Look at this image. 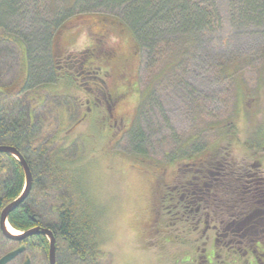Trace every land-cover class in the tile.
<instances>
[{
  "label": "rangeland",
  "instance_id": "obj_1",
  "mask_svg": "<svg viewBox=\"0 0 264 264\" xmlns=\"http://www.w3.org/2000/svg\"><path fill=\"white\" fill-rule=\"evenodd\" d=\"M27 1V8L1 19L27 44L36 73L29 94L39 139L52 141L54 151L74 155L70 167L81 176L93 204L100 249L106 255L98 264H256L249 256L222 249L227 238L220 235L221 218L214 215L209 194L195 210L180 207L178 211L170 203V193L176 182L188 181L184 172L189 165L205 161L210 152L226 154L228 162L264 176V18L257 16L260 1L201 0L209 7L214 5L215 22L180 50L181 59L172 65L169 61L183 40L176 33L165 39L168 53L150 60L120 9L78 12L53 33L54 27L45 21L52 19L55 9L51 0ZM103 19L122 22L116 29L124 35L121 54L129 55L133 46L138 54L136 85L117 105L116 126L104 120L99 107L98 112L87 110L91 105L87 100L93 99L88 89L92 82L78 64L70 62L66 71H58L55 64L61 56L80 58L83 54L88 60L83 70H92L87 63L96 61L91 52L100 54L96 38ZM112 38L116 43L117 38ZM21 45L20 56L13 46L0 45L1 84L20 79L26 72L27 56ZM231 64L235 74L224 75L223 68ZM39 97L45 100L41 105ZM134 132L139 133L140 143L130 137ZM190 154L193 158L185 157ZM3 244L2 253L15 247ZM25 256L30 261L44 259L24 251L8 264H22Z\"/></svg>",
  "mask_w": 264,
  "mask_h": 264
},
{
  "label": "trees",
  "instance_id": "obj_2",
  "mask_svg": "<svg viewBox=\"0 0 264 264\" xmlns=\"http://www.w3.org/2000/svg\"><path fill=\"white\" fill-rule=\"evenodd\" d=\"M60 1L62 3L59 5ZM258 1L261 6L260 15L258 13L257 16L264 18V0ZM51 2L55 8L52 19L50 17L45 21L46 25L54 27L53 33L61 30L65 22L78 12L97 8L120 9L122 19L130 28L136 43L144 49L150 60L168 53L169 47L164 45L165 39L167 35L176 33L183 40L172 56L174 59L169 61L170 65L181 59L183 51L180 50L197 41L204 29L211 28L216 15L211 9L214 5L210 4L209 7L201 0ZM82 3L90 4L78 6ZM26 5H29L27 0H0V45H11L16 54L19 51L22 55L23 44L27 56L26 72L20 79L1 84L0 77V144L15 147L25 159L32 175L28 196L8 214L7 221L14 230L20 232L37 225L49 228L56 239V264H98L106 255L100 249V228L93 204L82 187L81 176L70 167L75 162L74 155L70 156L66 150L54 151L52 141L39 139L36 109L32 104L33 96L29 94L33 87L30 84L36 73L31 68L27 44L11 32L1 19L2 16L18 14ZM48 58L51 62L50 52ZM234 68L233 64L225 66L223 74L232 76L236 71ZM54 81L57 78L54 77ZM44 101L41 97L37 98L40 105ZM233 131L230 128L228 133L232 134ZM130 137L133 142L138 140L140 143L138 132L132 133ZM137 152L143 154L139 150ZM185 157L193 158V154ZM184 173L189 179L172 186L170 203L174 202L178 211L180 207L187 211L195 210L209 194L214 215L221 218L220 235L227 238L222 249H228L235 256H249L256 264H263L264 176L250 167L228 162L226 154L218 156L211 152L205 161L190 164ZM23 186L24 173L19 161L10 154L0 153V211L21 194ZM32 216L35 220H32ZM2 242L15 244L14 248L25 246V251L43 256V260L33 257L30 264H48V239L44 235L18 242L4 239L0 233V247ZM59 242L63 244V248ZM4 253L0 250V256ZM26 258L28 257L25 256L24 260Z\"/></svg>",
  "mask_w": 264,
  "mask_h": 264
},
{
  "label": "flooded vegetation",
  "instance_id": "obj_3",
  "mask_svg": "<svg viewBox=\"0 0 264 264\" xmlns=\"http://www.w3.org/2000/svg\"><path fill=\"white\" fill-rule=\"evenodd\" d=\"M119 25L122 26L121 21H116L114 19H109L108 21L104 19L101 20L100 27L102 31L98 34L99 37L96 38L97 48L100 54L91 52V59L93 55L96 61L94 60V62L87 63L92 70L87 72L83 70L84 63L88 61L84 58L83 54L80 58L75 56H61L58 59L55 58L58 71H66L70 62H76L78 64L80 69L84 72L85 78L92 82V86H88V89L93 93V99L87 100L88 104L91 103V105L87 107V110L90 112L93 110L97 111L99 107L104 113V120L106 122H111L110 126H116L118 124L116 117L117 105L122 102L124 95L134 90L136 85L134 72L137 68V46H133L134 51L129 55L123 56L121 54L119 44L124 35L122 33H116V29ZM122 30L123 29H121L120 32ZM112 37L117 38L116 43L110 41L113 39ZM98 49H96L97 52ZM104 66L108 68L106 69ZM191 187H194V185Z\"/></svg>",
  "mask_w": 264,
  "mask_h": 264
},
{
  "label": "water",
  "instance_id": "obj_4",
  "mask_svg": "<svg viewBox=\"0 0 264 264\" xmlns=\"http://www.w3.org/2000/svg\"><path fill=\"white\" fill-rule=\"evenodd\" d=\"M0 153L10 154L15 159H17L24 173V186L21 194L17 198L9 202L7 205H5L4 208L0 211L1 235L5 239L18 241V242L32 236L44 235L48 239V251H47L48 264H56V239L54 233L49 228L37 225L28 228L21 233L19 232L18 234H13L8 230L6 226V224H9L7 221V216L11 211H13L16 207H18L19 204L28 196L32 186V175L25 159L22 157L20 152L15 147L10 145L0 144ZM31 218L32 220H35L33 216ZM24 251H25V246H19L15 249L6 252L5 254L0 256V264H8L10 261L15 259L18 255H20ZM22 264H30V260L27 258L23 261Z\"/></svg>",
  "mask_w": 264,
  "mask_h": 264
},
{
  "label": "bare ground",
  "instance_id": "obj_5",
  "mask_svg": "<svg viewBox=\"0 0 264 264\" xmlns=\"http://www.w3.org/2000/svg\"><path fill=\"white\" fill-rule=\"evenodd\" d=\"M6 226H7L8 230H9L11 233H13V234H18V233H19V231L14 230L13 228H11V226H10L9 224H6Z\"/></svg>",
  "mask_w": 264,
  "mask_h": 264
}]
</instances>
